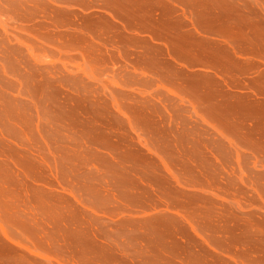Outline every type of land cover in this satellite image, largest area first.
<instances>
[{
	"label": "rangeland",
	"instance_id": "374dc122",
	"mask_svg": "<svg viewBox=\"0 0 264 264\" xmlns=\"http://www.w3.org/2000/svg\"><path fill=\"white\" fill-rule=\"evenodd\" d=\"M0 264H264V0H0Z\"/></svg>",
	"mask_w": 264,
	"mask_h": 264
}]
</instances>
